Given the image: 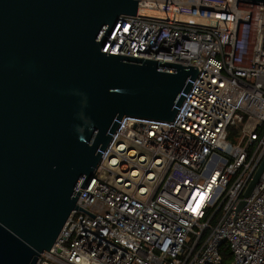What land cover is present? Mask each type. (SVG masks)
Masks as SVG:
<instances>
[{
    "label": "built area",
    "instance_id": "built-area-1",
    "mask_svg": "<svg viewBox=\"0 0 264 264\" xmlns=\"http://www.w3.org/2000/svg\"><path fill=\"white\" fill-rule=\"evenodd\" d=\"M102 51L200 68L173 120H118L79 188L94 217L73 210L36 264H264V171L244 196L264 158V3L139 0Z\"/></svg>",
    "mask_w": 264,
    "mask_h": 264
},
{
    "label": "water",
    "instance_id": "water-1",
    "mask_svg": "<svg viewBox=\"0 0 264 264\" xmlns=\"http://www.w3.org/2000/svg\"><path fill=\"white\" fill-rule=\"evenodd\" d=\"M138 1L0 0V264H36L85 211L79 188L118 120H173L197 76L199 66L102 51ZM263 171L264 158L245 197Z\"/></svg>",
    "mask_w": 264,
    "mask_h": 264
},
{
    "label": "rangeland",
    "instance_id": "rangeland-1",
    "mask_svg": "<svg viewBox=\"0 0 264 264\" xmlns=\"http://www.w3.org/2000/svg\"><path fill=\"white\" fill-rule=\"evenodd\" d=\"M228 253V252H227ZM228 260L230 261L231 260V257H230V255H229V253H228Z\"/></svg>",
    "mask_w": 264,
    "mask_h": 264
}]
</instances>
